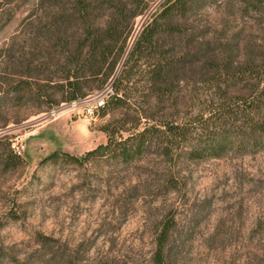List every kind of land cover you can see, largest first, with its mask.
<instances>
[{
	"label": "rangeland",
	"instance_id": "1",
	"mask_svg": "<svg viewBox=\"0 0 264 264\" xmlns=\"http://www.w3.org/2000/svg\"><path fill=\"white\" fill-rule=\"evenodd\" d=\"M145 2L144 11L131 21L126 52L161 0ZM37 3L0 0L2 81L6 43ZM115 6L121 4L104 5L99 18ZM231 10L205 6L191 17L194 29L184 31L191 34L185 40H197L200 27L209 29L205 37H215L209 47L215 58L211 71L225 62V70L233 72L228 64L240 60L226 45L234 31L241 30V38L261 37L263 15ZM196 49L188 46L192 55L178 66L183 83L175 88L194 98L204 91L201 80L208 70L201 63L202 47ZM144 85L137 83L133 91ZM79 101L62 102L0 131H7L11 144L18 138L24 145L19 163L0 152V264H156L155 239L168 222L165 264H264V148L232 147L219 157L201 159L183 155L170 183L167 165L151 154L129 165L105 159L82 166L61 157L45 161L52 153L81 157L106 142L102 124L129 114L126 107L118 108L89 122L81 104H73ZM9 116L2 110L0 123Z\"/></svg>",
	"mask_w": 264,
	"mask_h": 264
},
{
	"label": "trees",
	"instance_id": "2",
	"mask_svg": "<svg viewBox=\"0 0 264 264\" xmlns=\"http://www.w3.org/2000/svg\"><path fill=\"white\" fill-rule=\"evenodd\" d=\"M116 2L121 7L99 18L104 5ZM208 5L264 16V0H161L126 52L131 21L144 11L145 0H38L6 43L0 115L6 110L10 116L0 123V131L109 88L100 113L126 107L130 115L102 124L106 142L81 157L52 153L45 161L55 163L61 157L82 166L105 159L129 165L151 154L167 165L170 183L183 155L201 159L219 157L232 147L264 148V25L259 38H241V30L229 37L226 45L240 57L228 64L233 72L225 70V62L211 71L215 58L209 47L215 37L204 36L206 27L198 28L197 40H185L190 33H184L194 29L191 17ZM10 19L11 14L5 23ZM182 41L190 43L185 48ZM189 45H196L197 52L202 47L201 63L208 69L201 80L206 87L196 98L190 91L175 90L183 83L177 68L192 55ZM137 83L145 85L133 91ZM0 152H8L13 164L20 162L7 131L0 133ZM169 223L155 239L156 264H165Z\"/></svg>",
	"mask_w": 264,
	"mask_h": 264
},
{
	"label": "built area",
	"instance_id": "3",
	"mask_svg": "<svg viewBox=\"0 0 264 264\" xmlns=\"http://www.w3.org/2000/svg\"><path fill=\"white\" fill-rule=\"evenodd\" d=\"M109 92V88L98 92L94 95L86 96L79 102H74L73 104H81L82 115L89 122H95L100 118V111L105 104L106 96ZM12 150L16 155H21L24 151V145L21 139H15L11 144Z\"/></svg>",
	"mask_w": 264,
	"mask_h": 264
}]
</instances>
